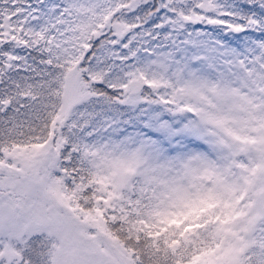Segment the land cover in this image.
<instances>
[{
    "label": "snow or ice",
    "instance_id": "6c2138e0",
    "mask_svg": "<svg viewBox=\"0 0 264 264\" xmlns=\"http://www.w3.org/2000/svg\"><path fill=\"white\" fill-rule=\"evenodd\" d=\"M0 264H264V0H0Z\"/></svg>",
    "mask_w": 264,
    "mask_h": 264
}]
</instances>
